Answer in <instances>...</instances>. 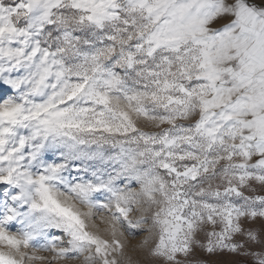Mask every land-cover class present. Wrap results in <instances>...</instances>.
Wrapping results in <instances>:
<instances>
[{"label":"snow or ice","instance_id":"obj_1","mask_svg":"<svg viewBox=\"0 0 264 264\" xmlns=\"http://www.w3.org/2000/svg\"><path fill=\"white\" fill-rule=\"evenodd\" d=\"M0 264H264V0H0Z\"/></svg>","mask_w":264,"mask_h":264}]
</instances>
